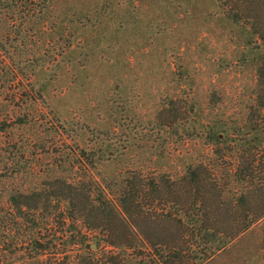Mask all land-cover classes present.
Returning a JSON list of instances; mask_svg holds the SVG:
<instances>
[{
    "label": "trees",
    "instance_id": "trees-1",
    "mask_svg": "<svg viewBox=\"0 0 264 264\" xmlns=\"http://www.w3.org/2000/svg\"><path fill=\"white\" fill-rule=\"evenodd\" d=\"M211 2L230 5L234 23L245 12L255 14L257 53L251 56L252 47L249 57L256 61V84L249 109L237 117L209 106L210 115L192 131L202 133L198 138L211 155L187 157L179 172L134 166L102 173L99 166L112 165L115 156L104 142L79 147L71 127L66 134L73 147L59 152L67 176L50 177L52 195L0 197L4 264H13L7 251L22 244L34 261L52 252L55 264H206L259 223L264 249V0ZM87 5L117 1L0 0V182L17 179L28 161L27 142L7 137L11 122L28 125L44 113L45 80L71 82L82 70L74 48L102 25L92 21ZM105 31H97L101 41ZM176 110L174 101L158 109L160 127L177 130ZM14 168L13 175H1ZM43 225L54 230L52 238L41 235Z\"/></svg>",
    "mask_w": 264,
    "mask_h": 264
},
{
    "label": "rangeland",
    "instance_id": "rangeland-1",
    "mask_svg": "<svg viewBox=\"0 0 264 264\" xmlns=\"http://www.w3.org/2000/svg\"><path fill=\"white\" fill-rule=\"evenodd\" d=\"M114 1L117 5H87L93 7L92 21L101 20L102 25L88 43L74 48L82 69L75 79L61 78L52 85L45 80L46 106H40L44 113L28 125L11 122L7 137L27 142L28 161L17 179L0 182V197L21 191L49 196L50 177L67 176L61 172L59 152L73 147L68 129H77L73 137L79 147L104 142L108 155L115 156L112 165L99 166L102 173L134 166L146 172H179L187 157L211 155L198 138L202 133L192 131L199 119L210 115L209 106L215 105V113L237 117L249 109L256 84V61L249 57L258 45L251 34L254 13L249 18L245 12L240 23H234L226 10L230 5L212 0H134L133 5ZM78 7L74 20L79 18ZM170 101L177 109V130L160 127L156 118ZM71 118L74 123L68 122ZM14 171L3 170L1 175ZM41 235L52 238L54 230L44 226ZM261 239L259 223L206 264H264ZM3 249L0 243V264ZM7 252L13 264L58 263L52 252L32 260L26 244Z\"/></svg>",
    "mask_w": 264,
    "mask_h": 264
},
{
    "label": "water",
    "instance_id": "water-1",
    "mask_svg": "<svg viewBox=\"0 0 264 264\" xmlns=\"http://www.w3.org/2000/svg\"><path fill=\"white\" fill-rule=\"evenodd\" d=\"M95 247H96L95 244H91L90 246L91 249H95Z\"/></svg>",
    "mask_w": 264,
    "mask_h": 264
}]
</instances>
